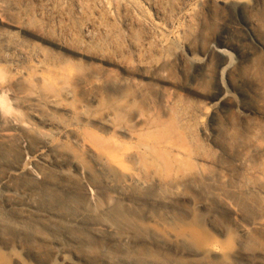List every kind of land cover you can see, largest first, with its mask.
<instances>
[{"label":"rangeland","instance_id":"obj_1","mask_svg":"<svg viewBox=\"0 0 264 264\" xmlns=\"http://www.w3.org/2000/svg\"><path fill=\"white\" fill-rule=\"evenodd\" d=\"M0 21V40L15 46L10 52L4 49L8 59L5 78L29 75L39 63L52 70L73 68L80 78L97 82V118L113 111L117 120L124 117L139 140L149 142L175 123L177 132L166 136L169 146L165 148L173 146L172 153L191 156L190 172L196 175L214 177L224 168L234 176H245L233 199L244 216H264V195L258 192L264 188V174L252 168L264 157V49L256 51L233 77L232 102L220 100L221 91L230 87L219 78L227 57L240 59L235 50L221 48L233 34L242 37V30L253 21L256 37L264 43V0H0ZM210 46L217 51L205 67L198 60ZM10 99L6 98L16 109ZM18 113L26 118L24 111ZM66 122L74 123L78 132L97 134L110 149L136 151L138 147L137 140L93 124L71 118ZM55 144L63 149L73 146L59 137ZM77 153L80 162L89 166V190L72 180L74 201L29 177L11 179L2 188L0 264H19L18 260L55 264L58 252L78 256L82 264H112L105 257L123 260L126 255L167 261L168 257L156 252L115 245L108 233L93 234L89 225L98 222L104 203L94 186L103 179L92 169L91 160ZM17 162V153L10 157L0 154V182L11 163ZM24 163L39 178L44 177L32 164L31 155L25 156ZM12 189L20 197L4 196ZM181 191L195 202L211 204L196 190L182 187ZM22 197L32 198L38 212L52 217L36 211L30 220L22 221L5 205L9 200L23 203ZM97 197L102 201L97 202ZM248 199L254 209L247 207ZM199 214L210 232L220 237L222 230H230L236 248L258 253L253 264H264V228L247 227L226 215ZM178 264L221 262L180 259Z\"/></svg>","mask_w":264,"mask_h":264},{"label":"bare ground","instance_id":"obj_2","mask_svg":"<svg viewBox=\"0 0 264 264\" xmlns=\"http://www.w3.org/2000/svg\"><path fill=\"white\" fill-rule=\"evenodd\" d=\"M254 26L252 21L250 28L242 30V37L233 34L231 41L221 46L235 50L240 58L227 57L219 73V78L226 80L230 87L220 93V100L224 103L233 101V77L248 65L256 51L264 49ZM4 49L10 52L15 46L0 40V154L10 157L17 153L18 162L16 165L11 163L6 178L0 182V192L11 179L29 177L74 201L72 180L89 190L86 182L89 166L80 162L77 153L82 152L103 179L94 186L104 203L100 206L102 216L100 214L98 222L89 225L93 234L101 237L108 233L113 244L126 250H148L168 257L163 261L159 260L160 257L148 260L126 255L123 260L105 257V261L112 264H178L180 259L192 262L216 259L221 264L254 263L258 253L236 248L230 230H222L217 237L206 228L204 217L199 214L226 215L235 217L247 227L264 228V216H244L240 204L233 199L232 195L239 193V185L245 176H234L224 168L214 177L190 172L193 166L191 156L172 153L169 149L173 146L165 148L169 146L165 139L177 132L175 123L149 142L139 140L125 125L124 117L119 116L117 120L113 111L97 118L95 112L100 105L99 94L94 90L97 82L80 78L73 68L52 70L39 63L29 75L20 73L5 78L8 59ZM216 51L214 46L206 48L198 62L208 67ZM91 74L93 76L95 72ZM7 97L11 98L16 109L11 107L12 102L9 103ZM21 111L25 112V119L18 116ZM66 118L137 140L138 147L136 151L125 147L110 149L97 134L78 132L75 124L67 123ZM35 125L42 129L35 128ZM55 137L72 142V148L63 149L56 145ZM28 155H31L34 167L43 173L42 179L24 163ZM252 168L264 174V157L254 162ZM182 187L206 195L211 204L195 202L189 194L182 193ZM15 191L12 189L4 196L20 197ZM258 192L264 195V188H258ZM99 197L97 202L102 201ZM22 198L23 203L9 200L5 205L18 213L22 221L30 220L33 213L38 212L37 203L32 198ZM246 202L249 209L255 208L250 199ZM38 213L42 217H52L51 214ZM69 256L58 252L55 264H82L78 256ZM14 259L18 260L17 257Z\"/></svg>","mask_w":264,"mask_h":264}]
</instances>
